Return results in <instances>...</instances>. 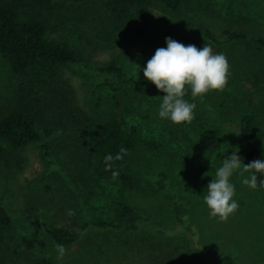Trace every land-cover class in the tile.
<instances>
[{"label": "rangeland", "instance_id": "obj_1", "mask_svg": "<svg viewBox=\"0 0 264 264\" xmlns=\"http://www.w3.org/2000/svg\"><path fill=\"white\" fill-rule=\"evenodd\" d=\"M65 2V7L49 19L48 37L69 44L77 52L78 61L62 65L59 71V83L67 91L68 101L55 106L53 119L57 122L51 124L55 133L43 139L48 152L37 142L15 153L16 157L0 158V197L20 215L37 204L44 219L72 229H76L74 224L111 218L120 204L134 205L150 216L151 223L137 231L87 232L78 243L65 247L62 258L53 247L52 264H218L212 258L226 254L241 264H264L263 192L242 183L251 173L241 176L237 170L230 177L235 186L233 199L239 207L227 221L210 217L203 200L224 158L236 152L242 163H248L240 134L244 109L257 113L264 154V58L257 59L264 57V46L252 39H264V0H182L176 11L154 0L145 11L146 17L126 22L125 28L112 23L107 14L101 15L97 0ZM197 23L209 26L222 42L213 53L226 56L228 82L222 91L212 90L202 100L189 101L197 105L195 118L185 123L184 131L173 140L165 132L169 119L158 115L162 98L144 77L143 69L156 49L167 47L166 37L185 46L192 38L200 41ZM226 29L244 31L250 39L229 42ZM110 60L123 64L138 80L132 85L138 97L125 114L128 126L137 127L141 141L150 138L160 143L158 149L141 144L127 162L116 167L131 174V186L124 185L119 176L114 180L112 174L98 175L80 143L85 116L102 114L108 106L111 92L100 86L95 69ZM253 61L262 76L261 88L251 90L250 78L244 82V94L240 81L235 86L232 78L238 66ZM16 93L17 76L0 53V121L15 106ZM162 170L168 173L171 186L165 190L156 186ZM174 192L199 229L196 240L177 230ZM69 209L75 215H69ZM22 217L18 218L19 229L31 228ZM14 247L15 252L7 246L0 248V264H47L24 253L28 252L24 244Z\"/></svg>", "mask_w": 264, "mask_h": 264}, {"label": "trees", "instance_id": "obj_2", "mask_svg": "<svg viewBox=\"0 0 264 264\" xmlns=\"http://www.w3.org/2000/svg\"><path fill=\"white\" fill-rule=\"evenodd\" d=\"M65 1L79 4L82 0H0V53L10 62L17 76L16 104L11 113L0 121V158L8 155L16 157L15 153L23 150L30 143L37 142H41L44 151L48 152V145L43 142V139L44 136L49 137L55 133L56 128L51 125L57 122L53 119V114L57 112L55 106L65 105L68 101L67 91L59 83L60 67L78 61L77 52L73 47L48 37L49 19L65 7ZM97 1L99 9L103 11L101 15L110 16L112 23L125 28L126 22L146 17L145 11L154 0ZM157 1L172 11L179 9L182 2V0ZM127 26L132 28L130 25ZM195 26L196 30L202 34V39L198 41L192 38L190 44L199 48L207 44L211 46L213 52H218L222 42L213 30L202 23H197ZM139 29L142 30L143 26ZM224 33L229 42L250 39L244 31L226 29ZM252 39L260 47L264 46L263 38ZM263 58V56L257 57L258 60ZM237 68L236 76L232 79L235 86L237 81H240L244 88L240 92L247 93L244 82L250 78L253 84L251 90L261 88L262 76L257 72L258 68L254 65V61L250 65ZM95 72L101 79L100 86L107 88L111 92V97L102 114L85 116L80 143L89 155L90 166L100 176L112 174V171H105L104 157L107 154L115 156L119 153L121 146L126 148L128 154L124 155L122 160H114L112 163L113 170L119 172L122 183L131 186L133 184L131 174L126 170H117L116 167L127 162L130 155L141 144L158 149L160 143L150 138L141 141L137 127L128 126L125 114L132 109L131 103L138 97L132 86L138 83V80L130 75L124 65L117 60H110L99 66ZM155 89L161 98L165 95L162 91ZM184 99L193 100L190 89ZM241 119L240 134L246 145L247 162L257 159L264 161L263 139L258 127L257 113L244 109ZM185 123L173 124L169 120L165 125V132L176 140L179 133L184 131ZM254 174L257 176V188L263 192L264 199V188L259 186V181L264 180V173ZM156 186L159 190L171 187L166 171L162 170L158 173ZM4 194L9 193L4 192ZM33 201L35 202L36 199ZM173 201V215L177 230L196 240L199 229L187 206L175 192ZM23 214L12 211L0 197V248L7 246L15 252L14 246L22 243L28 251L24 253H28L30 258H39V263L47 264H52L51 251L57 244H62L64 247L74 245L91 231H137L150 222V216L142 214L131 204H120L115 207L109 219L74 224L76 229L44 219L39 212V206L34 203L30 205L29 210H24ZM20 216H23L22 218L35 232L29 233L30 227L19 229ZM40 234L44 236L41 237ZM212 260L218 264H241L229 254L219 258L214 257Z\"/></svg>", "mask_w": 264, "mask_h": 264}, {"label": "clouds", "instance_id": "obj_3", "mask_svg": "<svg viewBox=\"0 0 264 264\" xmlns=\"http://www.w3.org/2000/svg\"><path fill=\"white\" fill-rule=\"evenodd\" d=\"M167 47L156 49L154 55L147 61L143 69L144 77L153 83L156 88L165 95L159 106L158 115L161 119H169L173 124L191 123L195 118V102H189L184 97L190 89L193 101L199 97L201 100L209 91H222L228 82L229 64L223 53H213L210 45L202 48L195 45H187L166 37ZM128 150L120 147L119 153L113 156L107 154L104 157L105 171H112L115 180L119 172L113 170V161L122 160ZM240 170L252 173L250 178H244L242 183L252 189L257 188L256 172L264 173V161L254 160L250 163H242L241 158L233 152L224 158L223 164L216 170L215 178L207 185V194L203 200L210 211V217H218L220 221H227L239 207L233 199L235 186L230 183V177ZM259 186L264 188V180L259 181ZM69 215H75V211L69 209ZM58 257L65 254L62 244L55 245Z\"/></svg>", "mask_w": 264, "mask_h": 264}]
</instances>
